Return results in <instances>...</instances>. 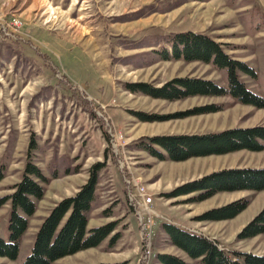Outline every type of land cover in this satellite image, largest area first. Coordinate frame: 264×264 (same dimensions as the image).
<instances>
[{"label": "rangeland", "instance_id": "obj_1", "mask_svg": "<svg viewBox=\"0 0 264 264\" xmlns=\"http://www.w3.org/2000/svg\"><path fill=\"white\" fill-rule=\"evenodd\" d=\"M137 10L145 13L130 15ZM12 18L20 21L18 26L8 24ZM183 30L206 32L223 41L229 53L254 66L255 78L243 74L241 78L248 89L264 95V0H0V164L6 163L0 180V237L8 239L9 202L4 197L20 180L27 160L48 177L53 169L58 171L46 184L48 192L37 201L38 211L30 218L17 258L0 257V264H22L30 253L39 221L60 200L58 196L67 193L55 186L69 180L70 176H63L64 169L79 167L78 172L89 173L94 163L102 161L105 166L99 179L116 180L113 194L120 201H113L106 208L108 213L102 211L103 217L95 216L91 224L115 221L113 233L120 232V236L111 246L109 236L99 250L67 255L52 264H141L138 221L126 202L120 162L127 177L147 184L154 194L152 206L159 212L152 217L148 264H156L159 251L175 253L189 264L198 263L165 240L161 233L165 218L179 227L217 237L235 260L233 251L264 254V234L236 238L240 228L264 206V190L220 193L194 205L185 201V195L170 198L164 205L167 198L159 194L175 181L221 168L262 167L264 150L160 161L135 146L144 136L264 125V108L238 103L229 96L168 101L125 89L126 83L159 86L177 76L204 77L227 85L225 69L198 60L163 59L153 50L161 48L166 34ZM209 104L221 110L163 121H141L136 115H169ZM109 126L124 137L117 153ZM241 197L250 201L236 217L224 222L197 220L202 209ZM185 206H192L191 217H181Z\"/></svg>", "mask_w": 264, "mask_h": 264}, {"label": "trees", "instance_id": "obj_2", "mask_svg": "<svg viewBox=\"0 0 264 264\" xmlns=\"http://www.w3.org/2000/svg\"><path fill=\"white\" fill-rule=\"evenodd\" d=\"M179 0H177L178 2ZM150 7V6H149ZM148 10V8H147ZM145 11H133L136 16ZM163 59H183L202 61L215 68L225 69L227 85L221 86L212 79L196 76L173 77L161 85L150 82H130L125 89L132 93L140 92L152 98L175 101L193 96H229L241 104L264 108V95L248 89L241 75L250 78L257 76L256 69L246 60L235 57L223 46V41L206 32L195 30L175 31L164 36L159 49H153ZM221 110L220 106L209 104L169 115L136 112L141 121H163L171 118L187 117ZM32 145V143L30 144ZM135 146L147 151L158 160L184 161L192 157L227 154L239 150H264V125L250 127H232L218 132L181 133L144 136ZM105 161L94 163L89 169V176L71 196L57 201L38 226L30 253L22 264H52L54 261L78 251L96 247L109 238L112 245L119 238L115 232L116 222L110 221L87 229L89 214L96 195L99 173ZM6 163L0 164V180L4 177ZM68 167L63 174L78 172ZM58 176L53 169L51 177L33 161L27 160L18 182L11 187L12 192L4 197L9 202L7 222L8 239L0 237V257L10 260L17 258L21 238L28 228L30 218L35 213L37 201L42 199L46 184ZM240 190H264V166L262 167H227L203 174L185 181L168 192L161 193L167 199L193 194L186 202H200L219 192ZM248 197L230 201L210 208L197 216L198 221H219L231 219L242 212L249 204ZM105 214L108 210L103 211ZM162 230L169 242L183 251L197 264H264V254L233 251L230 253L219 247L217 240L202 234L191 233L181 227L164 222ZM264 232V206L237 233L236 238L243 240ZM239 261V262H238ZM96 264H126V262H100ZM156 264H189L180 256L159 252Z\"/></svg>", "mask_w": 264, "mask_h": 264}, {"label": "crops", "instance_id": "obj_3", "mask_svg": "<svg viewBox=\"0 0 264 264\" xmlns=\"http://www.w3.org/2000/svg\"><path fill=\"white\" fill-rule=\"evenodd\" d=\"M194 61H197V60H194ZM45 173V172H44ZM100 175V174H99ZM64 177L65 176H70V177H72V176H75V177H73V178H70L69 177V180H66V181H60L58 184H55V186L60 190V191H62V192H64V191H67V193L65 194V195H63V196H58V199H62V198H64V197H66V196H71V195H73L77 190H78V188L83 184V183H85V181L87 180V178H88V176H89V173H87L86 171L85 172H77V173H74V174H70V175H63ZM201 175L199 174L198 175V177H200ZM62 178V177H61ZM68 179V178H67ZM58 180H60V179H58ZM103 179H99V182H98V184H97V187H96V195H95V199H94V201H93V203H92V209H91V211H90V214H89V220H88V224H87V229H90V228H92V227H95V226H98V225H102V224H105V223H107L106 221L104 222V221H100V222H97L96 224H91V221H92V219L95 217V216H99V215H101L100 216V219H101V217H103V213H102V211H104L106 208H109V206H111L112 205V203H113V201H116V200H119L120 201V198H119V196H118V194H113L114 192H116L115 191V189H114V185H115V181L116 180H111L110 181V183H108L109 181H102ZM188 180H192L191 178H189V179H187L186 181H188ZM75 181H77L76 182V184L73 186V183L75 182ZM183 181L185 182V179H180L179 181H175L173 184H171V185H169L168 186V188L166 189V190H164V191H160L159 190V194L160 193H163V192H168V191H170L171 189H173V187H175V186H177V185H179V184H181V183H183ZM73 182V183H72ZM54 183V182H53ZM108 183V184H107ZM101 185H102V187H101ZM152 186H155V182L154 183H152ZM72 189V190H71ZM47 192H48V188H47V190H46ZM45 191V192H46ZM240 191H249V190H240ZM234 192V191H233ZM220 193H226V192H219V193H216V194H214L213 196H211V197H214L215 195H217V194H220ZM193 194H189V195H185V196H187V197H190V196H192ZM117 196V198H115V199H113V197H116ZM210 198V197H209ZM113 199V200H112ZM59 201V200H58ZM170 201V199H167L166 201H164L163 202V204L165 205V204H167V202H169ZM56 202H54L53 203V205L55 204ZM193 205L194 204H197V202H193L192 203ZM170 207H171V205H169ZM210 207V206H209ZM208 207V208H209ZM154 208V207H153ZM37 209V208H36ZM155 209V208H154ZM170 209H173V208H170ZM190 209V210H189ZM205 209H207V208H205ZM205 209H202L201 211L202 212H204V210ZM50 210V209H49ZM113 209L111 208V211H112ZM156 210V209H155ZM191 210H192V206H185V209L183 210V211H185V212H182L181 213V217L182 218H186V217H191V216H188V215H190V212H191ZM36 211H38V209L36 210ZM157 211V210H156ZM174 212H179V210H173ZM48 212L49 211H47V212H45L44 213V216L41 218V220L39 221V223H38V225H37V227H36V230H37V228H38V226L40 225V223H41V221H42V219L48 214ZM158 212V211H157ZM236 217V216H235ZM232 219V218H231ZM228 220H230V219H225V220H219V221H216V222H224V221H228ZM28 229V228H27ZM27 229H26V231H27ZM241 229V228H240ZM36 230L34 231V232H36ZM26 231L24 232V234H23V236L26 234ZM239 232V231H238ZM237 232V233H238ZM161 233L164 235V237H165V240L166 241H168V237H167V235H166V233H164L163 232V230L161 229ZM231 233H232V235H233V237H232V240H233V238H234V236H235V234H236V230L235 229H233L232 231H231ZM202 235H204V236H206V237H208L209 239H213V240H217L218 241V243H219V247L220 248H222V249H224L223 247H222V245L223 244H221V242L219 241V239L217 238V237H215V236H213V235H210V234H208V233H206V232H204V233H201ZM262 234H264V232L263 233H261V234H259V235H262ZM34 235H35V233H34ZM237 235V234H236ZM259 235H256V236H254V237H257V236H259ZM23 236H22V238H23ZM33 236V235H32ZM254 237H252V238H254ZM22 238H21V241H22ZM33 240H34V238H33ZM106 240V239H105ZM105 240H103L98 246H96V247H92V248H88V249H84V250H81V251H78V252H76L77 253V255L79 254V253H82L83 251H93L94 249H97V250H99L100 248H102V247H105L104 246V241ZM31 238H30V241H29V243H31ZM169 242V241H168ZM20 245H21V242H20ZM171 247H175V246H173V245H171V244H169ZM176 249H178L177 247H175ZM173 249V248H172ZM178 250H180V249H178ZM181 251V250H180ZM159 252H161V251H159ZM165 252V251H164ZM181 252H183V251H181ZM101 253V252H100ZM184 253V252H183ZM75 254V253H74ZM173 254H175V253H173ZM185 254V253H184ZM176 255V254H175ZM186 255V254H185ZM57 261V260H56ZM55 262V261H54ZM53 262V263H54ZM106 262V261H105ZM108 262V261H107ZM91 264V263H90Z\"/></svg>", "mask_w": 264, "mask_h": 264}, {"label": "built area", "instance_id": "obj_4", "mask_svg": "<svg viewBox=\"0 0 264 264\" xmlns=\"http://www.w3.org/2000/svg\"><path fill=\"white\" fill-rule=\"evenodd\" d=\"M19 23L20 21H18V19L12 18L8 24L15 26ZM105 119L107 120L108 118L105 117ZM108 132L112 138V147L115 153H117L119 145L123 146V144H121L120 142V140L123 141L124 139L123 134L116 131V129H114V127L112 126H109ZM124 166L125 165L120 162L119 168L121 169L122 173H124L123 181L125 184L126 202L131 208L134 209V213L138 221V235L142 244L140 263L148 264V260L151 256V249L153 246L152 217L154 215H159V212H157L152 206L154 194L149 190L147 184L139 182L136 178L127 177L125 174ZM165 221L173 223V221H170L166 218ZM181 227L191 233L201 234L198 231L188 229L183 226Z\"/></svg>", "mask_w": 264, "mask_h": 264}, {"label": "bare ground", "instance_id": "obj_5", "mask_svg": "<svg viewBox=\"0 0 264 264\" xmlns=\"http://www.w3.org/2000/svg\"><path fill=\"white\" fill-rule=\"evenodd\" d=\"M51 9V8H50ZM53 11V10H52Z\"/></svg>", "mask_w": 264, "mask_h": 264}]
</instances>
